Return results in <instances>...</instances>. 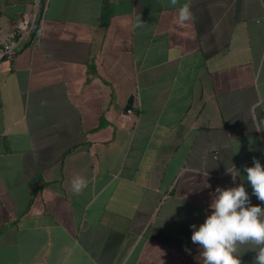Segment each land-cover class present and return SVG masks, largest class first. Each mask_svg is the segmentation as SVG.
<instances>
[{"label": "crops", "instance_id": "0c3cea01", "mask_svg": "<svg viewBox=\"0 0 264 264\" xmlns=\"http://www.w3.org/2000/svg\"><path fill=\"white\" fill-rule=\"evenodd\" d=\"M25 14L32 42L0 60V264H202L217 187L264 208L244 171L264 166V0H0V40Z\"/></svg>", "mask_w": 264, "mask_h": 264}, {"label": "clouds", "instance_id": "9594fccd", "mask_svg": "<svg viewBox=\"0 0 264 264\" xmlns=\"http://www.w3.org/2000/svg\"><path fill=\"white\" fill-rule=\"evenodd\" d=\"M178 0H170L177 5ZM195 20L190 2L178 9L177 23ZM138 21L136 26H142ZM247 182L251 185L252 194L264 202V166L253 159V166L245 167ZM233 182L240 171L233 166L230 172ZM207 175V173H206ZM71 191L80 195L87 187L88 181L82 175H75L70 180ZM216 195L210 207L211 214L197 228L193 229L191 241L199 245L202 264H241L238 250L241 246L251 244L258 249L256 264H264V208L252 205L250 197L243 184L230 188H216Z\"/></svg>", "mask_w": 264, "mask_h": 264}, {"label": "built area", "instance_id": "2783aa9c", "mask_svg": "<svg viewBox=\"0 0 264 264\" xmlns=\"http://www.w3.org/2000/svg\"><path fill=\"white\" fill-rule=\"evenodd\" d=\"M34 22V16L31 18L27 14L18 19L13 32L5 39L0 40V60L18 52L32 42L31 34ZM127 112L130 113L129 110Z\"/></svg>", "mask_w": 264, "mask_h": 264}, {"label": "water", "instance_id": "95a60500", "mask_svg": "<svg viewBox=\"0 0 264 264\" xmlns=\"http://www.w3.org/2000/svg\"><path fill=\"white\" fill-rule=\"evenodd\" d=\"M39 14L36 17V20L34 22V28L31 34V39L34 37V35L36 34V31L38 29V24H39ZM13 55V54H12ZM11 55L7 56L6 58L10 57ZM132 104V98H129L128 102H127V106L125 107V111H128L130 109V106Z\"/></svg>", "mask_w": 264, "mask_h": 264}, {"label": "trees", "instance_id": "16d2710c", "mask_svg": "<svg viewBox=\"0 0 264 264\" xmlns=\"http://www.w3.org/2000/svg\"><path fill=\"white\" fill-rule=\"evenodd\" d=\"M107 21V19H106V15H105V17H104V23Z\"/></svg>", "mask_w": 264, "mask_h": 264}]
</instances>
